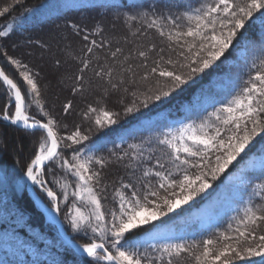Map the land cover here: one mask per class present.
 I'll return each instance as SVG.
<instances>
[{
	"label": "trees",
	"instance_id": "trees-1",
	"mask_svg": "<svg viewBox=\"0 0 264 264\" xmlns=\"http://www.w3.org/2000/svg\"><path fill=\"white\" fill-rule=\"evenodd\" d=\"M232 2L243 5L247 0ZM214 3L215 0H0V11L8 8V12L0 16V32L9 25L12 29L7 36H0V67L20 87L25 101L31 104L30 114L37 120L47 122L51 118L56 122L54 130L61 138L60 156L46 164L44 174L49 186L57 193L62 220L75 240L90 243L96 237L90 229L82 230L84 234L73 230L70 218L75 214V208L87 211L91 206L73 195L78 191V178L67 167L61 166L64 160L74 163L73 155L82 151L84 156L106 161L102 168L94 161L91 168L101 174V182L96 188L108 219L109 210L117 207L116 190L121 189L122 183H132L138 191L144 190L148 183L155 188L159 178H144L143 170L152 167L157 158L165 163V169L173 172L172 179H182L183 173L177 172L168 162L170 149L159 144L164 134L169 130L177 132L186 124L221 126L212 113L237 95L258 71L264 72L262 9L245 19V28L237 31L224 56L208 69L194 74L187 84L169 96L159 101L150 99L158 87L168 83L151 69L159 65L186 73L187 69L180 65L188 63L184 56L193 54L186 46L181 47L183 38L179 43L169 39L167 33L173 31L169 20L161 21L159 28L150 26L152 20L171 17L180 25L175 31H184L188 24L185 12ZM85 35H88V41L83 39ZM54 36H60L61 41L55 43ZM92 40L96 45L90 44ZM88 47L93 48L91 53L87 52ZM55 50L57 52L52 54ZM141 52L146 55L141 56ZM182 52L184 56L180 55ZM4 53L27 67L18 69ZM65 54L67 62L63 57ZM45 55H49L47 64ZM169 59L173 61L172 65L167 64ZM82 61L89 62L87 68ZM101 69L103 72L97 75ZM22 71L30 72L36 81L42 108L32 102L28 86L20 76ZM58 71L63 74L64 85L57 89L49 86L47 79H54ZM109 71L111 76L107 75ZM9 93L0 80V114L8 104ZM69 103L71 107L65 111ZM129 107L133 111L126 112ZM90 108L97 111L93 113ZM101 110L118 113L113 117L116 123L105 121L104 127L98 126L95 119L101 115ZM13 112V109L9 111V115ZM45 112L47 116L43 115ZM260 115L264 119V113ZM248 126L251 128L250 120ZM77 129L87 135L88 140L74 144L66 139ZM39 131L22 129L0 119V264H97L60 240L55 227L45 222L43 212L26 190V169L35 157ZM238 134L243 135V124ZM228 135L231 132L222 127L221 138ZM133 145L137 147H130ZM133 151L142 152L144 159L138 163L131 158ZM218 154L221 153L211 151L204 163L214 165ZM149 156L151 160L147 159ZM256 158H261L259 166L246 167ZM156 170L161 169L157 167ZM199 171V168L188 169L189 175ZM236 172H240V176L227 181ZM208 179L210 188L174 212L127 234L121 245L134 246L141 253H147L153 264H167L166 256L164 261L156 259L159 256L157 249L163 243L140 244L142 235L163 225H176L177 229L183 226L182 235L175 243H184L190 249L174 256L172 264H197L195 257L203 251L207 240L214 241L208 245L214 250L213 254L225 244H232L241 251L259 244V236L264 235V223L256 229L255 240L240 237L239 244L236 243V229L245 230V225L239 222L244 218L246 207L264 208V188L258 187L264 184V133L254 137L250 147L217 179L212 180L210 176ZM222 187H231V194L220 196ZM207 203L216 210L217 222L205 229L187 223L193 212ZM258 214L264 215V212L258 211ZM224 235L232 239L224 240ZM109 251L115 254L111 247ZM226 258L229 257H221L216 264H222ZM237 264H264V256H250L244 261L238 260Z\"/></svg>",
	"mask_w": 264,
	"mask_h": 264
},
{
	"label": "snow or ice",
	"instance_id": "snow-or-ice-1",
	"mask_svg": "<svg viewBox=\"0 0 264 264\" xmlns=\"http://www.w3.org/2000/svg\"><path fill=\"white\" fill-rule=\"evenodd\" d=\"M262 9H264V0H247L243 5L233 4L232 0H215L214 4H204L194 11L185 12L184 17L187 19L188 24L184 31H175L180 25L171 17L153 19L150 26L158 28L161 21L164 19L169 20L173 26V31L167 33L169 39L179 43L183 38L184 44L181 47L186 46L187 51L193 54L192 56H184L183 52L180 53L188 61V63L180 65L181 68L187 69L186 73L171 71L159 65L151 69L152 73L158 72V75L165 78L168 83L158 87L150 99L159 101L162 97L169 96L181 85L187 84L194 74L202 73L208 69L215 61L224 56L226 50L232 45L233 39L237 36V31L245 28V19L252 17L253 12ZM7 12L8 8L5 7L0 11V16ZM11 30V25H9L5 31L0 32V36H7ZM97 30L99 31V28ZM160 31L162 35L165 34L162 28H160ZM83 39L88 41V35H85ZM90 44L96 45V41L92 40ZM92 51V47L87 48L88 53ZM201 53L204 55H201ZM4 55L18 69L27 67L22 65L19 60L7 56V53H4ZM140 55L144 56L146 53L141 52ZM82 63L84 68L88 67V61H82ZM167 64L172 65L173 61L169 59ZM262 64H264V61H262ZM102 72L103 69L97 75ZM107 75L111 76V72L109 71ZM20 76L28 86L27 91L32 96V102L42 108L43 105L39 100L40 89L31 73L22 71ZM0 80L7 86V91L11 93L0 119L12 123H22L26 128L46 132V137L41 138L38 153L26 173L33 183L40 184L43 188L45 182L38 178L34 168H43L45 161H53L60 156L58 148L61 138H58L54 130L56 122L49 118L47 123H43L34 117H30L27 110L31 107V104L25 101V96L20 87L2 69H0ZM156 83L159 85V81ZM144 103L146 105L147 100ZM13 104L15 106L14 114L9 115L8 107ZM70 107L71 103L65 106V111ZM89 111L95 113L97 110L90 108ZM131 111H133V108H126V112ZM262 113H264V72L258 71L254 78H250L246 82V86L237 95L212 113L221 126L231 132V135L222 139V127L213 123L186 124L177 132L169 130L159 140V144L170 149L168 162L173 165L177 172L183 173L182 179H172L173 172L165 169V163L157 158L152 167H145L143 170L144 178L150 176L159 178L155 188L151 183H148L144 190L138 191L132 183H122L121 189L123 190H116L117 207L109 210L108 219L105 218L101 197L96 188L102 177L100 172L91 168L94 161L101 168L106 161L103 158L84 156L82 151H78L73 155L74 163L64 160L61 166L67 167L78 178V191L73 192V195L91 206L87 211L79 207L75 208V214L70 218L73 230L90 229L96 237L91 243L80 245L83 252L96 261L97 264L101 261L104 264H153V260L147 257V253H141L134 246H123L121 241L125 240L127 234H131L135 230L166 216L168 213L174 212L210 188L211 184L208 177L210 176L212 180L217 179L220 173H223L241 153H244L250 147L254 137L264 133V119L260 115ZM43 115L47 116L48 114L45 112ZM117 115L119 114L101 110V115L96 116L95 123L100 127H104L105 121L107 124H115L116 120L113 117ZM249 120L251 121V128L248 126ZM242 124L243 135H239ZM228 125H233V128H228ZM209 129L212 131H209ZM66 139L71 140L74 144H80L82 141L88 140V136L77 129ZM130 147L135 149L137 146ZM213 150L221 153L215 156L214 165L204 163L209 159L208 154ZM124 155L129 156L128 153ZM123 158L118 157V159ZM131 158L138 163L144 159L143 153L137 151L131 153ZM147 159L151 160L152 157L149 156ZM157 167L161 170H156ZM189 168H199L200 171L195 175H189ZM258 187L264 188V184L258 185ZM45 191L53 199V208L58 213L60 209L55 204L56 194L51 189H45ZM65 199H67V193H65ZM258 211L264 212V208H245L244 218L239 222L245 225V230L236 229L238 233L237 244L241 243L240 237L245 239L250 237L253 240L257 238L256 229L260 227L261 223H264V215L258 214ZM97 239L99 242H97ZM223 239L230 240L232 238L224 235ZM258 239L260 243L255 247H245L241 251L232 244H225L223 248L215 249V254H213L214 250L208 247L214 241L207 240L204 242L203 251L195 259L197 264H209V262L216 264L217 261H221V257H229L224 259L222 264H237L238 260L244 261L250 256H264V235H260ZM109 247L115 250V254L109 251ZM152 247L155 248L156 246L153 245ZM157 251L159 256L156 259L164 261L166 256L167 264H172L174 256H179L183 252L190 251V249L184 243H165L160 245Z\"/></svg>",
	"mask_w": 264,
	"mask_h": 264
},
{
	"label": "rangeland",
	"instance_id": "rangeland-1",
	"mask_svg": "<svg viewBox=\"0 0 264 264\" xmlns=\"http://www.w3.org/2000/svg\"><path fill=\"white\" fill-rule=\"evenodd\" d=\"M54 42L55 43H59V41H61L60 36H54ZM57 50H55L54 52H52V54L56 53ZM64 60H66L67 62V58L68 56L65 54L64 56ZM45 63L47 64L49 61V55H45ZM50 63V62H49ZM52 71V70H51ZM56 72V70H54ZM63 74L61 73V71H58L55 76L54 79H47V84L49 86H52L53 88L56 86V88L58 89V86H63L64 83L62 82L64 80V77H62ZM56 89V92H58V90ZM9 95H11V93H9ZM14 104L11 105L10 107H8V114L9 111H11L12 109L14 110ZM28 111V110H27ZM29 112V111H28ZM30 114V113H29ZM31 116H33L32 114H30ZM35 118V116H33ZM36 119V118H35ZM37 120V119H36ZM41 121V120H40ZM38 135L40 136L38 144H37V148H36V152L35 155L38 153V149H39V144L41 142V138L46 137V132L41 130L39 131ZM59 150V149H58ZM261 158H256L255 160H251L246 164V167H257L260 165ZM31 163V162H30ZM29 163V164H30ZM28 164V166H29ZM27 166V167H28ZM240 172H236L233 175H231L228 180L233 181L236 177L240 176ZM41 177L42 180H46L45 174H44V170L41 172ZM45 189H49L46 185H44ZM44 189V190H45ZM231 187H222L220 189L221 193L220 196H224L226 197L227 195H230L231 191H230ZM42 189H39V195L46 201H48L50 204H54V201L51 197H49L46 193V191H44ZM56 202V201H55ZM45 216V214H44ZM46 217V216H45ZM187 223H191L197 227H203L205 228H209L211 225L215 224L217 222V212L214 209V207H212L209 203L204 204L200 209L195 210L192 214L191 217H189L187 220ZM51 224V223H50ZM182 227H180V229H177L176 225H163L160 226L156 229H153L151 231H149L148 233L144 234L141 236L140 238V244L141 243H157V242H161L163 244L165 243H175L176 240L182 235ZM78 234H84L81 231L77 232ZM99 241V240H97Z\"/></svg>",
	"mask_w": 264,
	"mask_h": 264
},
{
	"label": "water",
	"instance_id": "water-1",
	"mask_svg": "<svg viewBox=\"0 0 264 264\" xmlns=\"http://www.w3.org/2000/svg\"><path fill=\"white\" fill-rule=\"evenodd\" d=\"M0 69H2L0 67ZM3 70V69H2ZM4 71V70H3ZM5 73V72H4ZM6 74V73H5ZM7 75V74H6ZM28 113V111H27ZM29 115V113H28ZM30 117H32L31 115H29ZM45 123V122H43ZM19 127L22 128H26L22 123H14ZM32 129V128H30ZM49 161H45L44 166L48 163ZM32 163V162H31ZM31 165V164H30ZM29 165V166H30ZM43 166V167H44ZM39 168V167H38ZM28 169V168H27ZM40 169V168H39ZM27 173V171H26ZM26 179H27V192L29 194V196L34 200V202L36 203V205L39 207V209H41L43 212L48 211L51 214L52 217V221L57 225L58 228V234L60 236V238L66 243L68 244L72 249H74L77 253L86 256L88 258H91L89 256H87L86 253L83 252L82 248L80 247V243L76 242L75 240H73L71 234L68 233L67 229L64 226L63 220L60 216V212H56L55 209L53 208V206L49 205L47 202H45L37 193H35L33 186L31 185V182L29 180V177L26 175ZM46 184V181L43 180ZM55 193V192H54ZM58 205V201L56 199V203ZM59 207V205H58ZM47 220L49 221V219L47 218Z\"/></svg>",
	"mask_w": 264,
	"mask_h": 264
},
{
	"label": "bare ground",
	"instance_id": "bare-ground-1",
	"mask_svg": "<svg viewBox=\"0 0 264 264\" xmlns=\"http://www.w3.org/2000/svg\"><path fill=\"white\" fill-rule=\"evenodd\" d=\"M34 172L37 173L39 179H42V177H41V172L38 171L36 167L34 168ZM29 180H30V182H31V185H32L36 190H37V189H42V190L45 189V187L42 188L40 184L33 183V181H32L31 179H29ZM46 215L48 216V218H51V214H50L48 211L46 212Z\"/></svg>",
	"mask_w": 264,
	"mask_h": 264
}]
</instances>
